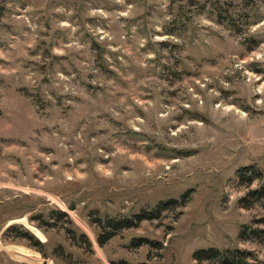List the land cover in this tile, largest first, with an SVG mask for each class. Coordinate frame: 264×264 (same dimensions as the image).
Returning <instances> with one entry per match:
<instances>
[{"label": "rangeland", "instance_id": "obj_1", "mask_svg": "<svg viewBox=\"0 0 264 264\" xmlns=\"http://www.w3.org/2000/svg\"><path fill=\"white\" fill-rule=\"evenodd\" d=\"M262 183L264 0H0V264H264Z\"/></svg>", "mask_w": 264, "mask_h": 264}, {"label": "trees", "instance_id": "obj_2", "mask_svg": "<svg viewBox=\"0 0 264 264\" xmlns=\"http://www.w3.org/2000/svg\"><path fill=\"white\" fill-rule=\"evenodd\" d=\"M239 178L240 180L247 184V185H252L254 182H256L258 179L262 178V175L257 173V171L252 168V167H245L239 171ZM240 205L243 206L244 208H251L255 204H261L264 202V183L258 187L256 190L250 191L244 198L240 200ZM171 202L164 203V207H168L171 205ZM163 210L161 207H157L153 211H150L149 213L146 214H139L136 216V221L132 219H125L122 221H111L108 222V219H98V224L100 228H102V233L107 232L108 234V224H110V228H112L114 231L118 229H131L133 228L136 224L137 221H142V220H153L157 218L159 212ZM57 219L58 218H65L67 217V213L63 211H57ZM74 232V231H73ZM256 231L254 229H251L250 234H255ZM99 235L97 241L98 243L103 246L105 241L102 239L101 235ZM245 233L247 234V231L241 232V237H245ZM81 240H84V242L89 243L86 235L82 234L80 236ZM108 240V237H107ZM147 242V241H146ZM145 242V243H146ZM90 244V243H89ZM140 246V245H139ZM193 259L197 261L199 264L204 263V262H209V263H214V264H255V258L250 259V254L246 251H242L240 249H231V250H220L218 248H209V249H203L200 251H197L193 255Z\"/></svg>", "mask_w": 264, "mask_h": 264}]
</instances>
